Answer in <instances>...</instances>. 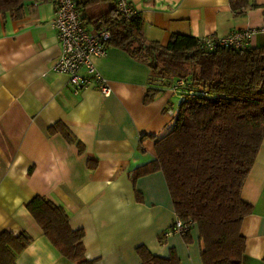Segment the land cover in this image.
<instances>
[{"label":"crops","instance_id":"1","mask_svg":"<svg viewBox=\"0 0 264 264\" xmlns=\"http://www.w3.org/2000/svg\"><path fill=\"white\" fill-rule=\"evenodd\" d=\"M105 1L80 12L87 28L114 6ZM248 1L255 5L233 11L229 0H131L148 41L165 45L172 34L205 38L250 29L249 46L261 47L264 0ZM53 15L52 0L26 1L20 18L0 14V232L31 237L15 264H77L61 255L27 210L35 195L61 206L70 227L83 230L84 255L94 264H140V245L162 257L174 251L181 264H203L196 227L189 242L165 233L175 213L163 173L132 176L155 158L154 139L172 124L178 94L113 43L93 60L110 94L94 86L74 94L67 76L52 70L60 53ZM149 86L160 91L144 104ZM57 122L81 142L82 152L60 133L47 132ZM88 158L96 160L94 168ZM241 197L252 205L241 224L242 264H264V139Z\"/></svg>","mask_w":264,"mask_h":264},{"label":"trees","instance_id":"2","mask_svg":"<svg viewBox=\"0 0 264 264\" xmlns=\"http://www.w3.org/2000/svg\"><path fill=\"white\" fill-rule=\"evenodd\" d=\"M26 1L49 0H0V14L20 18ZM102 1L76 0V8L82 13ZM254 5L229 0L233 11ZM99 18L114 24L109 45L146 62L154 79L168 83L181 78L191 91L179 99L167 131L154 139L155 158L137 167L133 179L155 170L163 173L175 216L198 230L203 264H242L241 224L252 205L241 197V189L264 139V46L207 50L201 38L181 34H172L161 45L144 38L137 13L128 23H119L113 6ZM82 19L86 21L85 16ZM159 91L149 86L143 103H150ZM47 132L60 133L82 152L81 142L63 123L53 124ZM87 165L94 168L96 160L88 158ZM26 208L61 255L77 264H94L84 255L83 230L70 227L61 206L35 195ZM181 235L190 241L189 231ZM30 241L26 233L0 232V264H15ZM137 253L140 264H181L174 251L162 257L140 245Z\"/></svg>","mask_w":264,"mask_h":264},{"label":"built area","instance_id":"3","mask_svg":"<svg viewBox=\"0 0 264 264\" xmlns=\"http://www.w3.org/2000/svg\"><path fill=\"white\" fill-rule=\"evenodd\" d=\"M52 1L54 5L52 26L60 43V53L52 70L67 76L68 84L74 94L94 86L104 96H108L111 92L108 81L98 72L93 60L107 53L114 24L99 18L96 19L94 28H87L76 8V0ZM114 7L119 23H128L137 13L131 0H114ZM251 34L250 29H240L233 30L224 36H207L201 38V41L207 50L217 47L244 49L249 46ZM169 89L177 93L179 99L183 98V94H191L181 78L170 82ZM191 226L190 222H184L175 216L173 224L165 233L182 234L189 231Z\"/></svg>","mask_w":264,"mask_h":264},{"label":"rangeland","instance_id":"4","mask_svg":"<svg viewBox=\"0 0 264 264\" xmlns=\"http://www.w3.org/2000/svg\"><path fill=\"white\" fill-rule=\"evenodd\" d=\"M99 5L106 6V5H107V2H106V1L99 2ZM90 6H91V5H90ZM88 7H89V6H88ZM90 8H91V7H90ZM90 8L88 9V12H90V10H91ZM176 99H177V98L175 97V98H174V103H176V102H177V100H176ZM178 101H179V98H178Z\"/></svg>","mask_w":264,"mask_h":264}]
</instances>
